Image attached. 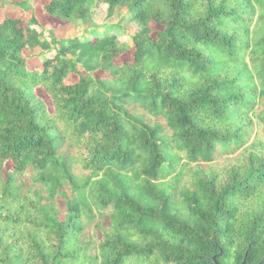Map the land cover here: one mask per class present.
I'll return each mask as SVG.
<instances>
[{
  "label": "trees",
  "instance_id": "16d2710c",
  "mask_svg": "<svg viewBox=\"0 0 264 264\" xmlns=\"http://www.w3.org/2000/svg\"><path fill=\"white\" fill-rule=\"evenodd\" d=\"M38 6L67 35L0 0V264H264V0Z\"/></svg>",
  "mask_w": 264,
  "mask_h": 264
},
{
  "label": "rangeland",
  "instance_id": "374dc122",
  "mask_svg": "<svg viewBox=\"0 0 264 264\" xmlns=\"http://www.w3.org/2000/svg\"><path fill=\"white\" fill-rule=\"evenodd\" d=\"M41 0H32V2L34 3V5L36 6V10L38 13L41 14L40 12V8L38 6V3L40 2ZM114 13L113 15L108 19L109 21L111 22H117L120 18V16L122 15L124 9L121 5H116L115 8H114ZM104 13V12H103ZM42 16V19L44 20L45 24H46V27H45V37L49 38L50 37V31H51V27H55L57 28V33L59 34H62V35H67V32L61 28V26H57V24L60 22V20L58 18H53L51 16ZM104 20L106 19H103V14H99V16H97L96 18V22L97 23H102ZM86 26H89L87 24H84L83 27H86ZM122 26L124 27V32L121 33L119 35V39L122 43H126L128 45V47L130 46L131 44V34L134 33L136 30H137V25L133 22H129V23H125L124 25L122 24ZM71 28V32H69V35H73V34H76L79 29H77V27L75 26H70ZM81 30V29H80ZM83 30V28H82ZM42 50L40 47H32L28 50V54H35V53H40ZM36 93L39 95V97L41 98V100L47 105V108L49 110H53V105H52V102H51V99L49 97V95L42 89V87H37L36 88ZM59 151L60 153L62 152V145L61 143H59ZM109 223V219L108 217L106 216L103 220V224H108Z\"/></svg>",
  "mask_w": 264,
  "mask_h": 264
},
{
  "label": "crops",
  "instance_id": "0c3cea01",
  "mask_svg": "<svg viewBox=\"0 0 264 264\" xmlns=\"http://www.w3.org/2000/svg\"><path fill=\"white\" fill-rule=\"evenodd\" d=\"M123 7V6H122ZM123 9L125 10V8L123 7ZM115 10V9H114ZM111 22V21H110ZM115 22V21H114ZM88 25V24H87ZM86 27H90V26H86ZM61 28H63L65 31H66V29L64 28V27H61ZM57 28L55 29V32L57 33ZM57 34H59V33H57ZM59 35H62V34H59Z\"/></svg>",
  "mask_w": 264,
  "mask_h": 264
}]
</instances>
